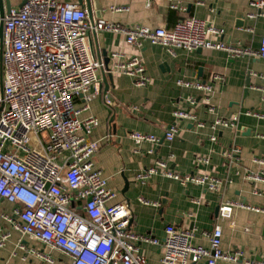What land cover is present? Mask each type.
Here are the masks:
<instances>
[{
    "label": "built area",
    "instance_id": "2783aa9c",
    "mask_svg": "<svg viewBox=\"0 0 264 264\" xmlns=\"http://www.w3.org/2000/svg\"><path fill=\"white\" fill-rule=\"evenodd\" d=\"M252 5L261 10L264 0H255ZM111 9L127 11L129 8L112 6ZM1 24L0 200L16 204L15 218L13 214L4 215L12 228L25 238L61 251L70 258V264H155L141 252L139 244L143 242L160 246L162 257L157 264H190L202 258H206L207 264H217L219 260L264 264L263 260L246 258L243 251H224L223 230L219 224L208 234L209 247L192 242L194 229L174 224L166 226L163 238L133 231L130 200L123 198L114 202L117 193L108 186L103 170L95 164L100 145L88 136L100 121L94 115L81 118L99 95L98 72L105 68L103 59L95 57L88 44L92 32L123 33L129 44L139 47L146 42L158 44L172 54L176 49L208 48L223 50L231 58H264V36L257 49L233 45L222 39L224 28L194 16L170 28L127 27L102 18L90 21L87 8L77 1L62 0H27L3 17L0 14ZM113 56L116 61L111 71L134 78L140 86L151 81L140 56L121 53ZM250 75L256 73L250 71ZM224 80V75L219 73L210 81L178 79V86L196 90L200 96L190 95L185 98L187 106H177L173 111L175 122L163 137L138 131L129 135L138 146L158 145L162 140L175 139L180 121L204 127L205 122L198 118V105L202 104L210 114L215 113L212 97L216 84ZM76 97L82 98V107H76ZM105 102L108 107L114 104L110 98ZM236 120V116L218 117L210 125L217 131L235 125ZM217 139L215 133L210 136L213 142ZM239 151L238 147H232L223 151V156L231 163ZM174 157L170 153L157 159L155 165L137 175V180L145 181L160 174L182 185H202L214 192L223 187V181L207 171L199 174L176 171L170 166ZM253 161L259 166L258 171L244 170L237 174L245 180L264 183V157H255ZM198 163L209 165L210 159L199 157ZM229 180L232 181L231 177ZM253 193L264 195L259 188ZM140 201L160 205L145 198ZM235 208L264 212V208L245 201L229 200L220 204L218 216L230 218ZM10 236V231L0 226V247ZM19 246L54 263L53 257L43 250L28 248L22 243Z\"/></svg>",
    "mask_w": 264,
    "mask_h": 264
},
{
    "label": "crops",
    "instance_id": "0c3cea01",
    "mask_svg": "<svg viewBox=\"0 0 264 264\" xmlns=\"http://www.w3.org/2000/svg\"><path fill=\"white\" fill-rule=\"evenodd\" d=\"M8 1L11 8L18 9L23 0ZM62 1H77L88 10L86 0L83 3L79 0ZM253 1L90 0L93 18L89 19L97 21L102 18L127 27L170 28L178 21L194 16L224 28L222 39L225 41L257 49L264 36V15L261 14L264 7L260 10L252 5ZM112 6L129 9L113 11ZM88 44L97 58L103 59L99 53L103 49L107 51L111 58L110 70L116 61L113 53L140 56L151 78L147 85L140 86L126 74L106 68L100 70L99 95L91 102L90 109L81 114V118L94 115L100 121L88 136L99 141L95 164L103 170L108 186L116 191L114 202L123 198L130 200L133 210L131 229L163 238L166 226L174 224L179 228L194 229L192 242L209 247L208 234L219 224L223 230L224 251H243L248 259L264 261V212L235 208L230 218H220L216 211L221 203L229 200H242L264 208V195L253 193L256 188L264 191V183L245 180L237 174L244 170L258 171L259 166L253 159L264 157V58H231L223 50L208 48L194 51L176 49L172 54L158 44L146 42L140 47L129 44L125 34L111 31L92 32ZM250 71L256 75H250ZM109 72L112 73L111 78ZM215 73L224 75L225 80L216 84L212 97L215 113L210 114L202 104L198 105V118L205 122L204 127L198 128L183 120L179 122L180 130L172 142L162 140L158 145H136L129 135L131 132L163 137L166 129L175 122L173 111L177 106H185V98L190 95L200 96L196 90L178 86V79L210 81ZM106 98L112 99L114 104L108 107ZM83 104L81 97L75 98L76 107ZM234 116L237 118L235 125L217 131L211 128L210 122L215 118ZM214 133L218 136L215 142L210 140ZM232 147H238L240 151L230 163L223 156V151ZM151 149L152 153L149 152ZM170 153L175 156L170 161L173 169L181 174L207 171L223 181L221 190L214 192L197 184L182 185L160 174L145 181L137 180L139 173ZM199 157H208L209 165L198 163ZM140 198L160 202V205L144 204ZM15 208L16 204L0 200V226L11 233L4 246L0 247V264H70V258L61 251L25 238L11 227L4 215L13 214L15 218ZM20 243L45 251L53 257L54 263L28 253L19 246ZM139 246L148 261L160 262V246L145 242ZM206 261L202 258L190 264H207ZM217 264L244 263L219 260Z\"/></svg>",
    "mask_w": 264,
    "mask_h": 264
},
{
    "label": "water",
    "instance_id": "95a60500",
    "mask_svg": "<svg viewBox=\"0 0 264 264\" xmlns=\"http://www.w3.org/2000/svg\"><path fill=\"white\" fill-rule=\"evenodd\" d=\"M26 1L27 0H23L22 3L20 4V7H22ZM79 1L81 3H83L84 0H79ZM86 2H87V5H88L89 18L92 20L93 15H92V7L90 5V0H86ZM10 9H11V6H10L8 0H0V14H1L2 17L5 15L6 12H9ZM239 23L242 24V21H240ZM2 38H3V24L0 25V88H2V73H3ZM99 54H100V56L102 55L104 57L103 61L105 63L106 70H110L109 63L111 61V58L108 56L107 51L105 49H103L102 53L100 52ZM108 76L111 78L112 73L109 72ZM104 83H105V87L107 88L108 84L106 82V79L104 80ZM216 211L217 212L219 211V206L217 207Z\"/></svg>",
    "mask_w": 264,
    "mask_h": 264
},
{
    "label": "rangeland",
    "instance_id": "374dc122",
    "mask_svg": "<svg viewBox=\"0 0 264 264\" xmlns=\"http://www.w3.org/2000/svg\"><path fill=\"white\" fill-rule=\"evenodd\" d=\"M44 135H45V133H44Z\"/></svg>",
    "mask_w": 264,
    "mask_h": 264
}]
</instances>
